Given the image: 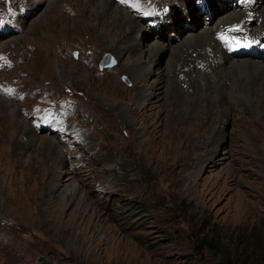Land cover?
<instances>
[{
  "label": "rangeland",
  "instance_id": "obj_1",
  "mask_svg": "<svg viewBox=\"0 0 264 264\" xmlns=\"http://www.w3.org/2000/svg\"><path fill=\"white\" fill-rule=\"evenodd\" d=\"M110 2L147 28L131 38L144 48L252 9L216 38L264 62V0ZM31 4L0 0V264H264V110L231 103L221 150L204 159L182 109L126 105L128 56L98 43L84 14ZM155 59L164 71L168 54Z\"/></svg>",
  "mask_w": 264,
  "mask_h": 264
},
{
  "label": "bare ground",
  "instance_id": "obj_2",
  "mask_svg": "<svg viewBox=\"0 0 264 264\" xmlns=\"http://www.w3.org/2000/svg\"><path fill=\"white\" fill-rule=\"evenodd\" d=\"M42 1L32 0L31 5L35 3L38 5ZM79 2L83 6L81 11L76 8L74 0H67L69 8L75 11L72 17L82 18L84 14L90 23L89 32L98 39V43L104 37L109 42V49L114 50L121 57L128 56L123 68L132 69V82L137 88V95L132 96L129 93L131 98L126 105L136 104L141 109H145L150 102L155 105L160 102L157 105L159 106L164 97L161 105L163 109H170L172 105L175 113L179 108L182 109L185 115L178 119L179 124L181 126L186 124L197 132L198 137H201L200 147L206 151L204 159L215 158L221 150L222 142L226 138L224 121L228 120L231 103L239 107L251 105L264 110V62L231 58L219 47L220 44L216 38V35H222L219 33L222 28L225 29L233 23H236L235 25L239 22L243 23L246 19L251 20L253 15L249 12L252 9L246 10L241 16L229 13L213 24H206L196 32H188L182 37L180 43L174 46L165 40V42L150 43L147 48H144L135 46L131 40L144 36L147 28L136 23V20L121 6L111 3L110 0H79ZM165 4L170 5L167 2ZM186 8L192 17V9L188 6ZM57 16L62 15L58 13ZM170 19L176 22L173 17ZM71 23H74L73 20ZM261 27L264 28L262 23ZM133 46H135L134 49ZM55 47H57L56 43ZM163 53L168 54L164 71L154 62L155 57ZM181 74L187 77L186 81L179 79ZM65 76L63 79L67 81ZM179 83L182 87L187 85V93ZM150 90H155V94L153 95ZM178 100H181L180 106L177 105ZM175 115L170 118L171 121L177 118ZM144 127H148V122ZM160 132L161 139L166 140L165 130L162 129ZM153 139L151 137L149 142L151 143ZM211 140L214 143H212L213 147L209 148ZM60 178V180L66 178L63 177V172Z\"/></svg>",
  "mask_w": 264,
  "mask_h": 264
},
{
  "label": "water",
  "instance_id": "obj_3",
  "mask_svg": "<svg viewBox=\"0 0 264 264\" xmlns=\"http://www.w3.org/2000/svg\"><path fill=\"white\" fill-rule=\"evenodd\" d=\"M101 65H102V67H103V66H110V63L106 64V61H104V62L101 63ZM101 65H100V66H101ZM100 68H101V67H100Z\"/></svg>",
  "mask_w": 264,
  "mask_h": 264
}]
</instances>
